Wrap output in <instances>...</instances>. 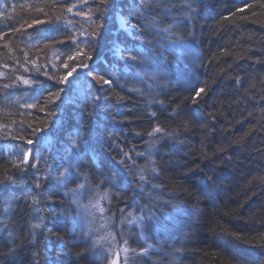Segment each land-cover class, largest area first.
Listing matches in <instances>:
<instances>
[{
  "label": "snow or ice",
  "instance_id": "snow-or-ice-1",
  "mask_svg": "<svg viewBox=\"0 0 264 264\" xmlns=\"http://www.w3.org/2000/svg\"><path fill=\"white\" fill-rule=\"evenodd\" d=\"M61 5L63 13L82 18L88 27L56 15ZM241 5L222 19L250 7ZM215 6L209 0H26V7L20 5L19 20L5 28L22 33L25 25L52 26L57 31L38 34L40 42L58 44L71 65L63 62V69L70 70L49 75L41 69L53 65L31 60L27 63L36 65L35 78L20 76L15 84L4 85L8 91L22 84L32 93L43 77L56 87L28 97L32 102L24 108L36 109L44 119L24 125L22 131L32 138H14V158L0 155L10 166L0 168V264H99L101 256L104 264H163L169 257L176 259L183 250L174 247L175 242L192 234L185 228L187 202L170 190L171 199L157 195L165 193L167 185L154 181L164 179L165 170L172 167L168 159L184 148L188 131L194 128L205 136L195 154L187 153L192 158L178 173L195 191L219 188V174L242 168L240 157L230 150L233 146L264 158V141L255 147L244 138L229 141L227 147L211 143L228 129L216 127L225 117L207 81L181 98L180 90L187 91L206 63L195 21ZM69 25L78 34L70 32ZM248 61L259 68L245 71ZM261 70L264 48L239 57L227 72L221 69L237 107L249 99V90L260 93ZM81 73L83 77L71 84ZM174 91L177 95L167 105L156 99L160 94L171 98ZM144 123L150 130H134ZM256 130L264 131V123ZM260 167L264 170V162ZM110 199L124 204L117 210L118 221L111 206L107 212L102 207L101 202ZM223 235L239 252L233 255L236 264H264V238L257 241L227 231ZM161 237L173 241L171 251H165ZM153 256L162 259L155 261Z\"/></svg>",
  "mask_w": 264,
  "mask_h": 264
},
{
  "label": "trees",
  "instance_id": "trees-1",
  "mask_svg": "<svg viewBox=\"0 0 264 264\" xmlns=\"http://www.w3.org/2000/svg\"><path fill=\"white\" fill-rule=\"evenodd\" d=\"M74 2L76 0H70V3ZM209 3L216 6L206 11L203 17L195 21L197 39L201 43V52L206 61L204 70L200 72L198 79L186 86L187 91L180 90L181 98L194 94V89L207 81L213 89V99L225 117L216 127L228 129L211 143L227 147L229 141L244 138L246 142L250 141L254 147L262 146L264 131L256 129L259 128V123H264V103L261 102L264 86L258 85L259 94L249 90V99L237 107L233 103L232 88L228 86V80L221 69L227 72L228 65L234 66V61L239 57L251 56L253 51L264 48V0H209ZM242 3H248L250 7L245 8L242 13H237L236 17H230L229 20L222 19V16L229 15L228 11H236L237 8L242 7ZM21 4L26 7V0H0V13L4 14L0 15V32L9 31L5 26L12 20H19L22 14ZM62 8L63 5L56 10L55 14L63 15L66 21H72L73 24L88 27L82 18L74 19L71 14L63 13ZM241 16L244 17L243 20L240 19ZM31 22V19L27 20L28 24ZM25 29L22 33L9 31L7 36L0 35V125H8L6 129L0 127V155L6 158H14L11 156L10 150L15 143V137L32 138L27 132L22 131L24 125L28 123L38 125L40 120L44 119L43 114L36 109L24 108L26 102H32L28 97L50 91L56 85L43 77L38 78L41 83L35 87L32 93L25 91L22 84L8 91H5L4 85L15 84L20 76L35 78L36 65H53V67L41 69V71H47L49 75H62L65 71L70 70L63 69V62L71 65L70 61H65L64 50L58 44L40 42L38 34L50 36L57 29L50 25H37L33 29H27V25H25ZM69 30L78 34V29L72 25H69ZM222 50L227 51L228 54L223 55ZM31 60H36V65L29 67L27 62ZM209 60L212 61L211 64L207 63ZM25 67H28L27 72H25ZM243 68L251 73L259 66L248 61L243 64ZM261 72L264 73V70ZM255 75L253 73V76ZM82 77L81 73L70 83L75 84ZM222 77H224L223 82H221ZM132 86L134 85H129V87ZM117 91L119 90L117 89ZM176 95L177 92L174 91L171 98L160 94L156 99L163 100L167 105ZM211 102V100L208 101L209 104ZM152 110L158 111L156 108ZM208 110L214 111L212 108ZM249 112L252 113L251 117L247 115ZM139 114L143 115V113ZM169 123L172 128L176 127L174 122ZM150 127L149 123H144L134 126V130L148 131ZM204 139L203 132L194 128L189 130L184 148L169 157L168 163L172 167L165 170L164 179L154 181V183L167 185L165 193H157V195H165L166 198L171 199L172 197L167 195L170 190L187 202V215L184 217L187 220L185 228L186 231L192 233L190 236H181L179 241L174 244V247L183 250V255L176 259L169 257L168 259L171 261L164 260L163 264H236L233 255H238L239 252L231 240L223 235V232L240 233L244 237H255L257 241L264 238V170L260 167L264 158L258 160L255 155H250L243 147L233 146L230 150L240 157L242 168L239 171L227 169L219 174L218 182L221 185L219 188H213L210 192L200 189L195 191L178 173L184 170L182 167L192 158L187 153L195 154V150L201 146L200 142ZM131 142L137 143L135 139H132ZM140 150H143L142 145ZM207 150L211 151L212 149L208 148ZM164 154H168V148L164 149ZM3 167L10 166L0 160V168ZM106 202L109 201L101 202L104 203L106 212L110 206L124 207L123 203L115 199H110L108 204ZM185 240L189 242L184 243ZM161 241L165 251H171L169 245L173 244V241H165L163 237H161ZM131 246L136 247L134 243ZM161 259L159 256H153L155 261ZM99 264H104L102 256ZM242 264H247V262L244 261Z\"/></svg>",
  "mask_w": 264,
  "mask_h": 264
},
{
  "label": "bare ground",
  "instance_id": "bare-ground-1",
  "mask_svg": "<svg viewBox=\"0 0 264 264\" xmlns=\"http://www.w3.org/2000/svg\"><path fill=\"white\" fill-rule=\"evenodd\" d=\"M84 203H87V201H84ZM106 203H107V202H106ZM108 203H109V202H108ZM108 203H107V204H108ZM103 205H104V203H103ZM115 207H116L117 209H116ZM115 207L112 206V207H111V211H112L113 213H117L116 220L118 221V220H119V215H118V211H117V210H118L119 208H121V206L119 207V206L115 205ZM112 231L114 232V234H115L116 237H117V240L119 241V234L116 233L114 230H112ZM101 234H103V233H101ZM130 242H131V241H130ZM149 242H152V241H149ZM134 245H135L136 247L139 246V245L136 244V243H134ZM115 246H118V245H114V247H115ZM102 257H103V256H102ZM100 258H101V257H100ZM170 258H171V257H170ZM168 261H171V259H168Z\"/></svg>",
  "mask_w": 264,
  "mask_h": 264
},
{
  "label": "rangeland",
  "instance_id": "rangeland-1",
  "mask_svg": "<svg viewBox=\"0 0 264 264\" xmlns=\"http://www.w3.org/2000/svg\"><path fill=\"white\" fill-rule=\"evenodd\" d=\"M102 204V207L104 208V205H103V203H101Z\"/></svg>",
  "mask_w": 264,
  "mask_h": 264
}]
</instances>
